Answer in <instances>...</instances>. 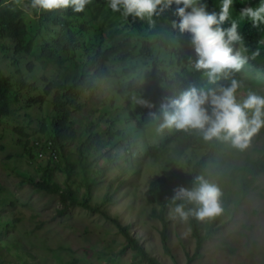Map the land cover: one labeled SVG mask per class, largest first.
<instances>
[{
    "label": "rangeland",
    "instance_id": "obj_1",
    "mask_svg": "<svg viewBox=\"0 0 264 264\" xmlns=\"http://www.w3.org/2000/svg\"><path fill=\"white\" fill-rule=\"evenodd\" d=\"M258 3L259 0H240L237 10L240 14L242 8L256 6ZM165 11L171 22L179 19L175 16L174 9ZM141 32H145L143 27L139 30L140 35ZM186 35L190 38L188 33ZM235 47L241 46L236 44ZM13 59L17 61L18 68L23 71L21 74L26 79L29 76L25 71L28 62L33 63V71L39 67L38 62L37 67L35 66L34 57L13 55L10 41L0 37V71L5 76L13 74L14 77H19V74H15V64L11 63ZM49 68V64L41 66L36 75L47 72ZM240 71L241 87L237 89L238 96L245 95L249 89L264 95V77L246 63L241 66ZM99 81L92 92L83 95L86 97L85 100H80L83 105L71 113L70 120L73 122L71 126L79 131L86 125L93 126L101 134V150L108 153L110 148H104L105 143L113 141L110 130L108 131L112 128L108 121L118 119L113 112L116 103L111 102L109 95L114 90V85L112 87L110 80ZM11 109L14 111L15 106L12 105ZM28 110L19 112L25 113ZM94 110L101 113L96 119ZM49 112L51 108H44V105L40 110L33 107L28 114L31 116L29 131H38L39 120L46 121L49 125ZM15 114L16 117L11 114L0 123V145H4L0 148V264H68L66 262L72 259L77 262L70 264H147L146 260L134 258V252L130 248L121 252L125 248L126 239L118 226L101 212L70 206L59 214L61 205L56 197L31 190L21 173L27 171L33 174L35 171L11 132L12 127L22 123L24 117H17L18 112ZM85 137L86 135L83 139ZM80 139L82 140L81 137ZM76 148L73 143L66 162L71 163L69 177L74 176L69 184L79 195L83 188L78 187V174L84 167L79 169L77 166ZM101 150H93L87 154L88 176L98 174L100 178L91 188L92 203L100 202L104 193L109 191L112 198L102 208L103 212L116 218L121 225L130 224L131 236L160 264H264V173L256 178L255 188L239 203L235 196L238 195L237 182L231 184L229 177L230 172L242 166L246 160L264 157V128L251 138L249 145L243 150L228 143L227 152L216 164L210 166L207 179L218 184L221 189L220 203L222 207L225 205L224 216L220 225L215 226L211 237L204 242L200 256L191 262L189 258L196 247L191 230L185 234V226L170 216L171 206L166 207L164 214L168 221L170 249V253H166L161 245L162 225L152 215L155 205L148 189L151 180L163 171L162 160L152 161L145 155L144 162H140V169L133 175L137 167L132 148L127 156L131 163L129 174L132 176L127 181L123 178L126 171L122 166L126 163L117 156L121 154V150L113 143L111 157L115 163L107 162L106 167H102L99 162ZM102 161L106 163L103 159ZM36 164L38 163L35 161ZM72 164L76 166L72 167ZM64 166L66 164L63 162L61 171L56 170L54 174V180L59 183L68 177H65ZM145 169L146 173L142 175ZM209 222L210 219L200 220L201 235L206 232Z\"/></svg>",
    "mask_w": 264,
    "mask_h": 264
},
{
    "label": "trees",
    "instance_id": "obj_2",
    "mask_svg": "<svg viewBox=\"0 0 264 264\" xmlns=\"http://www.w3.org/2000/svg\"><path fill=\"white\" fill-rule=\"evenodd\" d=\"M206 3L209 11H219L220 0H206ZM238 3L240 0H233L231 16L239 22V31L243 37L242 45L249 57L248 62L264 72V25L253 26L249 20H240L237 10ZM28 5L29 0H0V37L10 41L13 55L31 56L39 60L42 66L46 64L50 66L47 72L36 75V69L33 71V63L28 62L25 68L26 74L29 75L28 79L21 74L23 71L18 68L16 60H12L11 63L15 64V74H19V77H14L13 74L5 76L0 71V118H2L0 123L11 114L16 117V112H18L17 117H24L22 123L12 127L11 132L28 157L29 160H26L35 171L33 174L23 171L21 176L23 179L26 178L31 190L56 197L61 205L58 210L59 214L64 213L70 206L101 212L118 226V230L125 237L126 245L121 252L130 248L134 252V258L146 260L147 264H160L157 259L146 252L138 240L131 236L129 224L123 226L116 218L109 217L103 212L102 208L112 198L109 191L104 193L100 202L92 203L91 184H96L98 180H87V153L93 149L100 152V135L95 128H92L93 126L86 125L82 131L73 128L70 117L71 111H77L83 105L80 102L86 99L83 95L92 92L98 86L99 80L111 78L112 82L119 87L123 82L127 86H132L130 81H136L131 80L132 78L129 81L128 77L132 74H130L131 71L126 70L125 62L131 58L135 62L138 56L149 57V39L142 41V36H145L143 34L139 38L141 41H133L129 39L130 33L125 31L130 29V32L133 30L139 32L143 27L145 32L148 31L146 36L150 37L154 31V24L157 23V26L164 29L170 38L178 39L174 46L176 49L182 48L188 40H185L184 34L171 32L170 18H166L164 12L158 16L154 15L152 22L149 23L147 19L124 16L119 11H112L108 7V0H91L82 12L56 9L41 10L37 13L35 10H30ZM86 17H91L92 21H96V30L103 33V42L98 46L79 45L74 38L75 23L79 18L85 19ZM224 26H228V22H225ZM143 42L147 44H142ZM167 43H172V41L167 40ZM257 50H259L258 54L253 55V52ZM231 77L237 78V75L230 72L229 79ZM181 78L183 79L179 83L181 85L177 87L174 85L170 94L176 96L181 90L190 86L191 80L183 78L182 73L179 79ZM39 83L41 84L36 86ZM116 91H120V88ZM109 95L113 101L116 100L113 91ZM12 105L17 111L14 109V112L11 109ZM43 105L44 108L45 106L51 108L47 117L49 125L46 121L39 120L38 131L30 132L31 116L28 114L33 107L40 110ZM24 109L29 110L25 113L19 112ZM94 113L95 118L101 114L98 110H94ZM47 131H49V136H47ZM84 135H87L86 138L81 140L80 137ZM169 140L179 142L183 151L190 148V152L182 156L180 149L175 151V146L166 154L163 150L154 147L146 151L151 158L163 159L167 163V168L161 165L163 171L151 182L149 188L151 201L155 205L152 215L162 225L160 238L166 253H170V249L168 247V221L164 212L166 207L172 206L171 197L174 189L179 186L191 187L193 178L197 175H202L207 179V169L224 155L226 148L225 142L215 139L206 141L195 131L177 130ZM73 143L77 147V166L79 169L84 167V170H80L78 174V187L83 188L79 195L69 184L74 176L69 177L71 163L66 162ZM3 146L1 144L0 148ZM48 151L56 153L57 159L54 165H50L46 160ZM163 156L165 158L168 156V159ZM35 161L38 164L35 165ZM63 162L66 164L63 171L65 177H68L59 183L54 180V174L56 170L61 171ZM245 162L242 167L229 175L231 184L237 182L238 185L236 201L242 200L249 193L255 178L264 173V158L248 159ZM75 166L76 164H72V167ZM187 206L195 207L194 204ZM224 207L225 205L222 207L221 214L210 218L204 235L200 233V220L195 218L190 220L191 234L196 241V247L189 262L200 256L204 242L211 237L215 226L220 225L224 216ZM76 262V259H72L66 263Z\"/></svg>",
    "mask_w": 264,
    "mask_h": 264
},
{
    "label": "clouds",
    "instance_id": "obj_3",
    "mask_svg": "<svg viewBox=\"0 0 264 264\" xmlns=\"http://www.w3.org/2000/svg\"><path fill=\"white\" fill-rule=\"evenodd\" d=\"M90 2L91 0H29L28 6L37 13L41 10L56 9L82 12ZM232 6L233 0H220L219 11H209L206 0H108V7L112 11H119L124 16L147 19L149 23L152 22L154 15L158 16L162 12L165 13L166 18H170L165 10L174 9V14L179 19L171 22V32L184 34L188 42L182 48L176 49L174 46L178 39L170 38L164 29L157 26V23L154 24V31L150 37L146 36L148 31L142 33L145 36L135 30L125 31L130 33L129 39L133 41H141L139 39L141 36L142 41L148 38L150 55L144 58L138 56L135 62L132 58L125 62L126 70L131 71L132 74L128 77L129 81L131 78L136 80L130 81L132 86H127L123 82L119 87L111 78L102 80H110V84L114 85L116 100L111 99V102L116 103L113 112L118 118L108 121L109 126L112 127L108 131L110 130L109 134L113 139L105 143L104 148H110L108 153H103L101 150L103 145L101 134L96 131L100 135L102 155L99 162L102 167H106L107 162L115 163L111 157L113 143L121 150V154L117 156L126 163L122 166L126 171L124 178L128 181L132 175L129 174L131 163L127 156L132 148L137 167L133 175L140 169V162H144L145 155L152 161L162 160L161 165L164 167L167 165L163 159L157 160L154 159L155 157L152 159L147 155L146 151L152 147L163 150L164 154L170 152L173 146L175 151L180 149L182 156L190 152V148L183 151L179 142L169 140L177 130L195 131L206 141L213 139L223 141L226 145L225 154L228 143L243 150L249 145L251 138L264 128V95L250 89L243 96H238L237 93V89L241 87L242 65L246 63L263 77L264 72L248 62L249 57L242 45L243 37L239 31V22L231 16ZM244 18H247L253 26L264 25V0H259L256 6L242 8L239 19ZM225 22H228V26H224ZM96 27L97 23L92 21L91 17L79 18L73 28L77 43L95 47L103 42V33L98 32ZM167 40L172 43H167ZM236 44L241 47L236 48ZM258 51L253 52V55H257ZM35 62L36 67L37 62L39 63L37 71L42 65L37 59ZM230 72H234L237 78L229 79ZM180 73L183 78L191 80V83L175 96L169 92L174 85L176 87L181 85L179 83L183 79H179ZM118 88L120 91H116ZM81 138L83 139V136ZM136 139L137 141H134ZM46 156L49 164L54 165L57 159L56 153L48 151ZM165 159H168V156ZM144 173L146 169L142 171V175H145ZM87 177L89 181L100 180L98 174L88 176L87 172ZM254 188L255 181L250 191ZM221 196L222 192L218 184L202 175H197L193 178L191 187L179 186L174 189L170 216L185 226V234H187L191 230L192 218L205 220L221 214L223 210L220 203ZM242 200H238L237 203ZM189 204H194L195 207L187 206Z\"/></svg>",
    "mask_w": 264,
    "mask_h": 264
}]
</instances>
